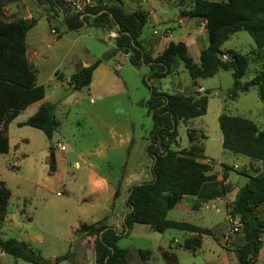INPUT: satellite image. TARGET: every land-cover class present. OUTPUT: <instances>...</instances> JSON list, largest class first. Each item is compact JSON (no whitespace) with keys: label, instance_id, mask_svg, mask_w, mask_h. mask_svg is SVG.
Instances as JSON below:
<instances>
[{"label":"rangeland","instance_id":"rangeland-1","mask_svg":"<svg viewBox=\"0 0 264 264\" xmlns=\"http://www.w3.org/2000/svg\"><path fill=\"white\" fill-rule=\"evenodd\" d=\"M61 1L65 3L64 8L68 16L76 15L68 0ZM92 2L95 7L120 6L127 13L140 10L148 12L150 22L144 31V37H147L149 32H161L156 35L160 39L169 37L167 32H207L205 22L193 16L194 0H92ZM31 16L38 21L30 33L31 44L35 42L43 54L35 63L38 82L45 85L49 99L54 100L60 96V92L63 93L69 87L65 82L63 89L54 88L57 70L65 71L64 66L72 67L77 58L81 61L87 60L91 54L87 51L89 49L96 55H102L106 49L105 40L112 44L114 41L109 38L107 31L92 26L94 19L92 17H88L87 26L79 32L67 31L62 12L49 3L40 6L36 0H20L5 3L2 9V18L8 22ZM108 31L117 35L114 37H118L115 27L109 28ZM200 36L199 34L198 39ZM173 39L179 41L177 35ZM200 42L202 44V41ZM153 43L154 41L151 45ZM152 47L150 51L153 55L162 51V46L157 50ZM255 49V43L250 35L239 32L232 35L223 45L225 56H222V59L228 60L227 53L230 51L254 58ZM189 50L198 63L196 47L190 45ZM47 52L49 58L45 57ZM180 65L181 71L178 75L168 76L161 81L153 80L152 83L158 91L166 94L193 95L200 92L199 86L204 88L205 92L200 94L208 97L207 113L205 116L179 124V144L174 150L192 151L201 157L205 150L206 158L212 162V173L217 174L220 180H224L223 188L227 192L226 207L222 203H217L220 210L217 207L213 209L211 204L202 206L194 214L185 210H174L169 213L168 218L172 221L209 228L212 231L211 236L199 235L200 237L187 239L177 230L158 233L149 226L134 224L128 234L123 231V227L120 229L125 237L120 240L119 247L130 251L128 264H240L238 250L245 245L244 235L241 231L231 238L230 244L225 243L224 238L228 233L226 215L231 213L232 200L249 181L239 172L246 171L253 176L262 174L264 163L225 152L218 119L225 106L224 113L249 119L263 130V104L257 88L241 93L236 99L233 98L231 72L221 71L212 78L194 81L183 64ZM260 67L259 64L251 63L242 82H249ZM123 70L124 72L130 70L132 73H123L130 89L129 94L106 96L91 103L86 90L77 92L62 113L57 114L60 128L52 141L37 129L18 127L17 123L33 115V108L24 111L17 118L10 132L11 154L0 155V185L5 184L11 192L8 216L10 218L14 215L18 224L4 225V229L0 231V239L14 238L27 242L25 227L28 226L30 232L39 236L40 241H35L33 247L40 251L47 264H92L90 254L94 252L95 237L77 234L81 225L99 223L102 218L111 215L113 208L120 212L127 191L136 183L150 181L153 178L151 174L153 162L145 150L153 121L147 109L140 103L142 100H149L152 94L143 83L144 76L150 71L144 68L143 75L138 80L133 76L135 71L131 66L123 67ZM104 79V74L96 79L94 88L97 91ZM61 136V141L66 145L65 151L62 152L57 148ZM189 137H192L193 141ZM52 149L56 150L55 154L59 159L61 157L66 159L64 179L54 177L50 170L49 156ZM76 163L79 164V168H76ZM90 167L107 177L109 183L116 189L115 198L111 195V189L108 193H92L93 184L88 180L87 172ZM134 168L139 175L131 176L132 181L129 183L125 182ZM53 177L56 178L54 181L51 180ZM120 195L123 197L118 199ZM185 204L193 206V203ZM19 209L30 212L32 220L20 217ZM258 215L264 219V205L258 210ZM106 220L107 218L100 222L106 224ZM261 243L259 256L252 264H264V234L261 236ZM68 253V259L62 260L61 258ZM0 264L31 263L17 261L5 254L0 255Z\"/></svg>","mask_w":264,"mask_h":264},{"label":"trees","instance_id":"trees-1","mask_svg":"<svg viewBox=\"0 0 264 264\" xmlns=\"http://www.w3.org/2000/svg\"><path fill=\"white\" fill-rule=\"evenodd\" d=\"M20 0H0V155L9 153V125L29 106L45 98L44 86L36 85V76L26 57L28 32L35 26V20L18 19L11 22L2 18L5 3ZM42 6L46 3L57 7L63 14L67 31H79L88 24L86 14L98 15L92 26L115 27L118 37L115 49L88 68L71 77L74 91L89 88L94 71L104 60L121 52L129 56V63L137 70L148 67L150 72L144 76L143 83L151 91V97L142 103L153 121V128L146 139V152L152 159V180L135 184L129 189L125 202L128 212L122 227L128 234L134 224L149 226L151 230L165 233L169 230L211 236L210 229H204L186 222H176L168 218L171 208L186 194L198 191V205L227 194L225 184L218 181L212 173V164L203 163L204 156L192 151L177 152L179 144L178 126L181 122L205 116L208 97L200 93L193 95L166 94L158 91L153 80H162L173 75L183 64L192 80L209 79L220 71H228L233 76L232 97L257 88L264 111V0H194L193 16L205 22L208 32V46L201 51L200 63H196L185 43L170 42L168 47L153 58L146 54L140 37L149 22V14L144 10L127 13L120 6H96L85 13L68 16L65 3L61 0H36ZM117 25L120 27L118 30ZM246 32L253 39L255 57L228 52V60L223 45L230 37ZM261 65L254 77L246 83L242 79L250 64ZM56 106L43 103L38 111L18 127H31L41 131L49 141L59 127L55 116ZM219 127L223 134L222 147L225 152L243 156L252 161L264 163V129L246 118L222 113ZM193 141L192 137H189ZM195 149V148H194ZM196 150V149H195ZM204 153V152H203ZM51 172H56L53 158L50 160ZM249 181L239 191L231 204V214L239 215L243 224L242 234L245 245L238 250L240 264H252L261 250V236L264 234V219L258 210L264 205V173L250 175L239 172ZM10 190L0 185V224L8 214ZM77 234L95 237V264H128L130 251L119 247L125 237L116 228L101 222L94 225H81ZM3 253L31 264H47L40 251L31 244L11 238L0 240ZM69 253L63 256L67 260Z\"/></svg>","mask_w":264,"mask_h":264},{"label":"crops","instance_id":"crops-1","mask_svg":"<svg viewBox=\"0 0 264 264\" xmlns=\"http://www.w3.org/2000/svg\"><path fill=\"white\" fill-rule=\"evenodd\" d=\"M146 10L149 11V9H146ZM23 19L32 20L33 17L31 16L30 18H23ZM149 22H150V20H149ZM149 22L146 25L145 29L149 25ZM37 23H38V21H37V19H35V26H36ZM97 28L107 31L106 33H108L109 38L112 39L113 41H115V39H116V37H114L115 34L113 32H109L108 31L109 28H101V27H97ZM145 29H144V31H145ZM31 30L27 34L26 57H27L29 66L31 67V69L33 70V72H34V74L36 76V85L37 86H44V88H45V98L42 101H39L37 103L32 104L26 110L33 108L32 114L34 115L38 111L39 107L43 103H51V104L56 106V109L58 107H60L58 113L61 114L62 111L64 110V107L69 104V102L76 96V93L79 92V91H74L73 87L70 84L67 83L68 86H69L68 89H66L63 93L60 92V96L59 97H57L54 100L49 99V95L47 93V89H46L45 85L43 83H39L38 82L37 69H36L37 67H36L35 63H36L37 58H39V56L42 57L43 54L39 51V48H38L37 44L34 41H33L34 44L33 45L31 44V40H30ZM79 31H77V32H79ZM144 31H143V33H142V35H141L139 40H140V42H141V44H142V46L144 48L145 53L150 55L153 58L157 57L160 53H162L168 47L170 42H183V43L186 44L188 50L190 48V45L196 47L197 56H198V60H199L198 63H200L201 51L208 46V32H167V33H169V37L165 36V37L160 39V38L156 37V35L158 33H161V32H149V35L147 37H144V33H145ZM162 33H165V32H162ZM199 34L201 36L198 39ZM175 35L178 36L179 41H174L173 38H174ZM115 36H117V35H115ZM149 38H150V40H149ZM153 41H154V43H153V45H151V42H153ZM200 41H202V44H201ZM105 44H106L105 45L106 49H105V51H103L102 55H96L92 50L89 49L87 51L91 52V54L88 56L89 58L87 60H82L81 61V59L77 58V62L75 61L72 64V67L71 66H64V67H66L65 71H63L62 69L61 70L60 69L57 70V72L55 73L56 79H54V82H55L54 88L63 89V86L65 85V82H67V79L71 78L73 76V74L78 73L77 70H78V63L79 62H81L83 64V68L82 69L88 68V67L92 66L93 64H95L98 60L103 59L105 56H107L109 53H111L115 49L114 42L112 44L110 41L105 40ZM152 46L155 47V50H157L158 47L162 46V49H161L162 51L160 53H157V55H153L151 53V51H150L151 48L153 49ZM189 53H190V50H189ZM122 55H124V54H122ZM45 57L49 58V52L46 53ZM193 59L196 62V58L193 57ZM126 61H127V64H121V63L117 62L114 59V56H113L112 58L104 60L101 63V65L94 71L93 77H92V83H91L90 87L86 88V89H83V90H86L88 92V96L90 97V102L91 103L95 102L96 99H98V98H106V96H111L112 97V96H115V95H124V93H128L129 94V92H130L129 86H128L127 82L125 81L124 77H123V73H125V74H130L131 73L130 70H126L125 72L123 70V67L131 66L130 63H129V57L128 56L126 58ZM132 68L135 71V72H133V76L135 78H138V80H139L142 77V75H143V72H142L143 69L144 68H148V67H144L141 70H137L134 67H132ZM180 69H181V65L178 66L177 71L171 76L178 75L179 71H181ZM219 73H217L216 75H218ZM103 74L105 76V79L103 81H101V84L99 85L100 89L98 90L99 91L98 92L97 89L94 88L95 87L94 83L96 82V79L100 78V76H102ZM51 80H53V79H51ZM162 80H164V79H162ZM158 81H161V80H158ZM195 84H196V82H195ZM197 86L198 85L196 84V87ZM198 89H199L198 91H200V92H205L203 87L199 86ZM161 92H163V91H161ZM146 101L147 100H142V101H140V103H143V102H146ZM224 107H223V110L220 113V115L224 112ZM56 117H57V120H58V115ZM17 118L9 125V130H8L9 146H10L11 127L16 122ZM25 121H22V122H25ZM22 122H19V123H22ZM58 122H59V120H58ZM19 123H17V125ZM59 124H60V122H59ZM59 128H60V125H59L57 131L54 133L53 138L57 134ZM61 140H62V136L60 137V140L58 142L64 144ZM58 142H57V144H58ZM222 143H223V141H222ZM65 147H66V145H65ZM55 152H56V150L52 149L51 150V154L49 156V157L54 159L55 165H56V172H52V173L54 174L53 175L54 177L58 176V178H63L64 179V173H65L64 172L65 171L64 163L66 162V159L61 157V156H60L61 158L59 159L56 156ZM10 154H11V147L9 149V153L6 154V155H10ZM203 154H204L203 156H204L205 159L202 160L201 162H203V163H211L212 164V162L208 158H206L205 150H204ZM134 169H133L132 173L130 174V176L125 179L126 180L125 182L129 183L130 181H132L131 176L139 175L138 171H136V169L134 171ZM87 172H88V180L90 181V183L93 184L92 193H94V194H97L98 192H106V193H108L109 190L111 189V191H112L111 195L114 196V198H115L116 189H115V187H112V185L109 183L107 177H104L103 175H100L97 171H95V169L93 167H90ZM54 177H53V179H51L52 181H54L56 179ZM218 181L222 182V179L220 180L219 176H218ZM228 182L229 181H227V183ZM51 185H53V183H51ZM47 186H49V185H47ZM121 189L123 190L124 186H122ZM238 193H237V195H238ZM198 194H199L198 191L191 192L190 194H186L181 201L176 203L174 205V207L171 208L170 212H172L174 210H183V211L185 210V211H191L194 214V213H197L202 206H207L209 204H212L213 206L217 207L218 210H220V208L217 206V203H222L226 207V204H227V201H226V197L227 196L226 195H224L223 197H220V198H216V199L210 200V201H208L206 203H201L200 205H198V203H197V200L199 199ZM128 195H129V191H127L126 195L124 196L125 199H124V203H122V205H121L120 212L116 211V208H113L112 212H110L111 215L106 217L107 218V220L105 221L106 225L116 228L118 232H120V229L122 228L121 225L123 224L125 215L128 212L127 207L125 205V202L127 200ZM237 195H236V197H237ZM122 197L123 196L120 195L118 197V199H121ZM236 197H235V199H236ZM234 200H232V202ZM187 202L188 203H193V206L186 205L185 203H187ZM19 212H20V217H22V218L25 217L28 220H32L30 212L26 211L25 209H19ZM8 214H9V211H8ZM8 214H7L6 218H5V221L2 224H0V231L2 229H4V225H8V223L12 224L13 226L18 224L17 223L18 220L16 219V217L13 215L12 217L9 218ZM106 218H102V220L106 219ZM194 218H195V215H194ZM195 219L197 220V218H195ZM102 220H100V221H102ZM178 222H181V221H178ZM186 223H188V222H186ZM113 224H115V226H113ZM189 224H192V223H189ZM192 225H194V224H192ZM194 226H197V227H200V228H204V229H209V228L203 227L202 225H200V226L194 225ZM25 229H26V239L25 240L27 241V243H29L32 246H34L33 244H34L35 241H40L39 236L37 234H33L32 232H30V228L28 226L25 227ZM181 233L187 239H191V238H194V237H200L199 235L193 234V233H188V232H181ZM0 240H4V239H0ZM0 255H5V253H3L1 251V249H0ZM15 260H17V259H15Z\"/></svg>","mask_w":264,"mask_h":264},{"label":"built area","instance_id":"built-area-1","mask_svg":"<svg viewBox=\"0 0 264 264\" xmlns=\"http://www.w3.org/2000/svg\"><path fill=\"white\" fill-rule=\"evenodd\" d=\"M68 2L75 10V14L85 13L88 9L95 7L92 0H68ZM52 32L55 34V31H52ZM67 83L71 84L72 79L68 78ZM57 147L60 151H65L66 149L65 145L60 142H58ZM76 168H79L78 163H76ZM213 209H216V207L213 206ZM226 223L228 226V233H227V236L224 238V240H225V243L230 244L231 238L242 231L243 224L241 221V217L239 215H235L231 213L226 215Z\"/></svg>","mask_w":264,"mask_h":264},{"label":"water","instance_id":"water-1","mask_svg":"<svg viewBox=\"0 0 264 264\" xmlns=\"http://www.w3.org/2000/svg\"><path fill=\"white\" fill-rule=\"evenodd\" d=\"M97 16L98 15L86 14V15L82 16L81 19L84 20L85 17L96 18ZM86 26H87V24L84 23V26L83 27H86ZM117 28H118V30H120V27L118 25H117ZM126 58H127V56L122 55L120 52L116 53V55L114 56V59L117 62L121 63V64H127ZM76 62H77V60H76ZM82 68H83V64L81 62H79L78 63V70H77V72H80L82 70ZM58 112H59V109L57 108L56 111H55V116H57ZM90 261H91L92 264H95V252H91V254H90Z\"/></svg>","mask_w":264,"mask_h":264}]
</instances>
